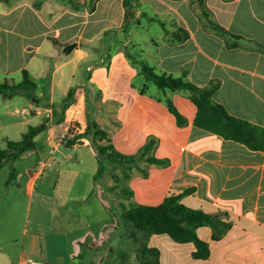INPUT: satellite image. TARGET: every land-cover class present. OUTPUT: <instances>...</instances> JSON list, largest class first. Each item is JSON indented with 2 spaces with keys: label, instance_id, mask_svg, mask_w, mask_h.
<instances>
[{
  "label": "crops",
  "instance_id": "1",
  "mask_svg": "<svg viewBox=\"0 0 264 264\" xmlns=\"http://www.w3.org/2000/svg\"><path fill=\"white\" fill-rule=\"evenodd\" d=\"M135 2L138 6L134 19L124 31V0H0V83L17 84L27 70L37 84L38 94L33 98L22 93L0 94V133L8 146V141L14 140L7 135L8 129H22L24 135L25 126L34 125L30 123L41 119L44 112L50 116L53 105L61 102L70 89L84 85L103 89L107 96L102 101L116 107L119 126L112 134L116 146L134 154L149 139L157 138L156 157L169 160L166 166H150L149 175L142 178L141 192L154 191V172L166 173L165 197L170 190L182 192L192 187L194 191L182 201L191 198L195 203L191 207L218 214L231 223L218 239L213 238L214 230L208 226L206 241L211 254L194 260L206 264H264V150L251 149L196 126L197 106L190 98L191 91H152L154 82L134 66L131 55L118 51L107 64L93 61L95 50L108 32L111 36L125 34L138 43L144 41L148 48H143V58L149 60L156 73L181 76L202 87L217 85L213 93L216 102L230 114L264 127V0H205V11L198 0ZM72 42H78V46L70 55H64V46ZM168 94L188 118V124H178L167 105ZM17 95L26 96L28 103L12 108ZM46 121L49 133L37 134L36 147L20 157L36 155L34 166L27 162L11 177L21 182L26 174L30 175L32 166L38 170L41 162L51 158L52 150L55 154L62 148L69 160L75 153L82 163L84 155L91 153L101 164L90 139L83 142L84 138L75 146L65 145L62 137L66 126L55 130L53 118ZM98 168L92 170L93 188L110 215L95 181L94 171ZM43 171L38 170L33 183ZM135 178L130 182L133 189ZM73 191L71 187L68 194ZM89 191L85 190L80 200H87ZM70 199L67 195L63 202ZM57 206L53 204L51 217L40 220L30 230L24 229L21 246L16 247L13 239L0 238V264H73L90 229L80 231L72 222H68L69 229L57 226ZM107 224L108 220L103 227ZM104 228L94 235L102 234ZM189 248L191 253L196 250L192 244ZM158 251L161 263L163 253ZM178 262L184 261L180 258Z\"/></svg>",
  "mask_w": 264,
  "mask_h": 264
},
{
  "label": "rangeland",
  "instance_id": "2",
  "mask_svg": "<svg viewBox=\"0 0 264 264\" xmlns=\"http://www.w3.org/2000/svg\"><path fill=\"white\" fill-rule=\"evenodd\" d=\"M109 34L110 32L107 33V37L103 39L95 50L96 55L93 61L107 64L115 52L123 51L132 56L133 59L131 58L130 60L133 61L135 67L141 68L140 71L142 72L141 63L136 61H147L149 63L147 58H143V48H148L147 43L142 41L139 42L140 45L135 40H129L128 36L122 33L117 34V36ZM137 81H140V79L138 78ZM151 85L152 91L160 94L163 93V90L156 86V84L153 83ZM72 90L73 92L70 96L68 92L61 102L53 105V112H51L50 116H47L48 112H44V116L41 119L34 120L30 124L35 125L41 121L44 123L46 120L53 118L55 130L57 128L64 130L65 126L67 128L65 136L62 137V142L65 145L73 137L74 129L77 125L86 128L89 125L93 126L97 124V126L107 130L112 136L118 128L119 123L115 121L116 107L110 105L108 101H102L107 96L106 92L103 89L87 85L76 87ZM187 92L189 93V91ZM34 95L38 96L35 92ZM167 97L172 98L170 94ZM19 99L21 102H18ZM28 100L24 95H17L12 108L16 106H20L21 108L24 104L28 103ZM61 120L64 122L63 125H61ZM29 129L30 127L28 128L26 125L24 130L27 132ZM49 130L50 127L47 126L42 131V134L47 135ZM7 135H10L14 140H21L24 136L22 129L20 131L17 128L8 129ZM82 139H84L83 142L90 139L95 147L94 142L101 144L107 142L100 135L94 136V134H88ZM82 139L80 143H82ZM6 146L7 139H4L0 133V148L4 149ZM50 148L51 145L48 144L46 147L48 154ZM118 149L125 154L131 155V153H128L124 149ZM134 154L140 156V150ZM65 156L66 153L63 148L53 154L50 158L53 167L45 168L44 173L41 172L39 175L41 178L34 183L33 178L38 174V170L35 167L33 168L34 161L37 160L36 155L32 157L27 155L25 158H18L16 160L9 159L3 163L0 167V238H5L7 241L13 239L16 242V247L21 246L25 237L24 229L28 228L30 230L40 220L45 221L51 217L53 204L55 203L59 205L57 206V210L55 209L57 226L61 227L65 225L69 229L68 222H72L80 231L84 232L90 229L86 239L81 242V252L73 257V260L75 259L77 264H142L145 259L152 257L149 253L143 252L144 243L148 244L149 247L159 249L160 252L162 251L161 263L163 264H186L190 261L206 264L203 260H194V252L191 253V249L189 248L191 244L194 248V243L179 242L168 234H150L145 230L134 227L128 221L121 220L124 210L123 204L130 206L132 200H137L144 204L158 205L164 200L166 173H162L161 175L156 172L153 173L152 178L155 180L154 191L141 192L140 190L143 189L142 185L144 182L142 178L147 176L142 174L141 168H148L149 175L151 166L147 162L146 156L142 155L139 163L134 166L129 163L131 167L125 164L107 162L105 174L100 179H95L97 185L101 187V196L108 203L111 211L110 215L107 214L106 209L100 204L96 195V188H93L94 179L92 177V170L94 166L100 167L101 164L98 165L91 153L84 155V162L82 163L76 160L75 153L74 158L71 160ZM27 162H32L33 165L30 175L26 174L21 182L15 177H11L16 170L24 168ZM94 172L96 175L97 172ZM126 173L133 174V177L127 178ZM133 178H135L134 189L130 186ZM72 182L74 185H72ZM71 187L74 188V191L68 194ZM125 188L132 189L134 195L131 196L128 192H125ZM85 190H90L87 200H80ZM136 191H138V196L136 195ZM41 195L42 199L40 198ZM56 195H58V199H56ZM67 195L71 199L68 203L65 202V204L63 200ZM76 197L77 199H75ZM183 203L190 206H194L195 204L191 198H186ZM106 220H108L109 224L104 228L103 224ZM101 228H104L103 233L97 236L94 235L93 232H99ZM198 233L206 240L208 226L199 228ZM7 241L5 242L6 246H8ZM83 242H86L84 246H82ZM83 251H85L84 254L78 257ZM180 258L184 262L179 263L178 259Z\"/></svg>",
  "mask_w": 264,
  "mask_h": 264
},
{
  "label": "trees",
  "instance_id": "3",
  "mask_svg": "<svg viewBox=\"0 0 264 264\" xmlns=\"http://www.w3.org/2000/svg\"><path fill=\"white\" fill-rule=\"evenodd\" d=\"M203 11H205V0H198ZM126 7V21L124 23V31H128L134 19V11L138 4L135 0H124ZM221 28V26H220ZM225 30V29H224ZM142 65L143 73L146 78L154 82L161 89H171L173 91L189 90L190 98L197 106V112L194 118V124L200 128L222 135L226 139L244 143L251 149L264 150V127L256 125L251 121L234 116L229 113L224 105L218 103L213 98V93L217 85L210 87H202L191 81L185 80L183 77H175L169 74H158L154 68L146 61H138ZM36 82L29 76L27 70L24 71V78L17 84L10 85L8 82L0 83V94L14 95L22 93L29 98L36 97L34 95ZM146 91V88L141 90ZM73 90L70 89L69 96ZM167 105L174 114L179 125L188 124V118L181 112L172 98L168 97ZM48 125V121L30 126L23 138L18 141H8V146L4 149L0 148V167L9 159L16 160L28 150L36 147L35 137L41 133ZM73 137L67 141V145L75 146L81 142V139L88 135H100L106 139L105 144L94 142L101 156V166L95 175V179H100L107 170V162L112 164H125L132 166L139 163L141 156L147 157L149 165L166 166L169 163L167 158H158L154 153L157 146V138H151L141 148L140 156L137 154H125L121 152L114 144L112 136L105 129L100 128L97 124L87 126L81 125L75 127ZM93 132V133H92ZM131 167V166H129ZM142 174L148 175V168L143 167ZM127 178H132L133 174L126 173ZM125 192L133 196L132 189L125 188ZM194 191V188L188 187L182 192L170 190L164 200L158 205H150L132 200L130 206H124L122 213V221H128L134 227L145 230L150 234H168L179 242H193L196 250L194 257L206 259L211 254V248L208 241L203 239L198 229L203 226H211L214 230L213 238L218 239L223 236L231 227V223L221 218L218 214H213L201 208L191 207L183 203L182 199L185 195ZM86 242L82 243L84 246ZM85 248V247H84ZM143 252L149 253L152 257L145 259L142 264H161L160 255L157 248L149 247L144 243ZM86 251V249H85ZM83 251L78 257L84 254ZM73 264H77L75 259Z\"/></svg>",
  "mask_w": 264,
  "mask_h": 264
},
{
  "label": "water",
  "instance_id": "4",
  "mask_svg": "<svg viewBox=\"0 0 264 264\" xmlns=\"http://www.w3.org/2000/svg\"><path fill=\"white\" fill-rule=\"evenodd\" d=\"M78 46V42H72V43H68L64 46L62 52L64 55L68 56L70 55L74 49Z\"/></svg>",
  "mask_w": 264,
  "mask_h": 264
},
{
  "label": "built area",
  "instance_id": "5",
  "mask_svg": "<svg viewBox=\"0 0 264 264\" xmlns=\"http://www.w3.org/2000/svg\"><path fill=\"white\" fill-rule=\"evenodd\" d=\"M65 136V135H64ZM54 151L55 150H52L51 151V154H54ZM52 161L50 159L46 160V161H43L41 162L39 165H38V170L39 171H43L45 168L49 167V166H52Z\"/></svg>",
  "mask_w": 264,
  "mask_h": 264
}]
</instances>
